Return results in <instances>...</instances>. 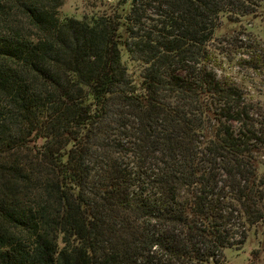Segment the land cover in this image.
<instances>
[{"label":"trees","instance_id":"trees-1","mask_svg":"<svg viewBox=\"0 0 264 264\" xmlns=\"http://www.w3.org/2000/svg\"><path fill=\"white\" fill-rule=\"evenodd\" d=\"M66 2L0 0V264H264V104L212 45L264 0Z\"/></svg>","mask_w":264,"mask_h":264},{"label":"rangeland","instance_id":"rangeland-1","mask_svg":"<svg viewBox=\"0 0 264 264\" xmlns=\"http://www.w3.org/2000/svg\"><path fill=\"white\" fill-rule=\"evenodd\" d=\"M122 1L124 0H67L61 9V14L62 17H73L79 20L91 19L111 13ZM126 1L128 3L121 7V13H127L130 10L131 0ZM235 19L236 23L229 25L224 18V28L218 34L222 37L221 39L231 37L232 40L212 44L215 51L219 50L217 52H220L219 58L225 69V72L222 70L220 73L232 76L238 85L254 98L255 102L264 104V88L260 87L262 77L248 64H244V61L250 60L256 50L264 49V8H258L254 15L244 18L239 16ZM131 69L136 70V67L133 66ZM259 170L264 176V156L259 158ZM259 239L260 236H254L252 232L245 245H241L239 249H229L224 252L221 264H262V259L253 258V252L260 246Z\"/></svg>","mask_w":264,"mask_h":264}]
</instances>
